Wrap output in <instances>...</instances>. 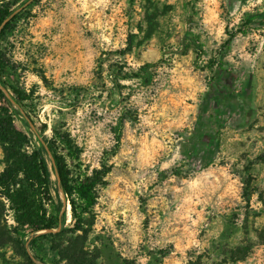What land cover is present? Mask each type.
Instances as JSON below:
<instances>
[{"label": "rangeland", "instance_id": "1", "mask_svg": "<svg viewBox=\"0 0 264 264\" xmlns=\"http://www.w3.org/2000/svg\"><path fill=\"white\" fill-rule=\"evenodd\" d=\"M15 1L1 54L26 100L0 94V172L9 115L25 150L68 131L109 172L85 232L33 246L7 206L0 264H264V0Z\"/></svg>", "mask_w": 264, "mask_h": 264}, {"label": "trees", "instance_id": "2", "mask_svg": "<svg viewBox=\"0 0 264 264\" xmlns=\"http://www.w3.org/2000/svg\"><path fill=\"white\" fill-rule=\"evenodd\" d=\"M35 0H26L23 9ZM22 9L16 7L15 0H1L0 3V94L6 97V88L10 87L13 101L19 107L24 105L26 95L17 91L8 83L7 63L1 54L2 37L14 22ZM264 20V14L261 15ZM231 32L224 46L229 48L237 33ZM186 38H193L197 48V57L204 52L199 36L187 32ZM132 43L129 42V50ZM222 63V59H211L207 66L213 67ZM154 63H147L152 66ZM222 66V65H220ZM133 71L125 72L124 78L138 77ZM31 120V119H29ZM47 125L37 127L44 132ZM6 135L5 167L0 172V216L8 209L12 210L18 232L32 234L30 244H37L40 238L48 234L67 231H86V214H89L98 203L100 185L105 184L108 169L95 168L92 171L81 158L82 147L74 141L68 131L53 129V135L42 140V148L27 151L23 148L27 136L19 131L11 115L4 125ZM44 150L52 156V170L45 157ZM52 172L56 175V184L62 190L64 199H56L53 194ZM68 205L73 225L68 227ZM34 264H46L39 255L31 256Z\"/></svg>", "mask_w": 264, "mask_h": 264}, {"label": "water", "instance_id": "3", "mask_svg": "<svg viewBox=\"0 0 264 264\" xmlns=\"http://www.w3.org/2000/svg\"><path fill=\"white\" fill-rule=\"evenodd\" d=\"M69 206V208H70V205H68Z\"/></svg>", "mask_w": 264, "mask_h": 264}, {"label": "bare ground", "instance_id": "4", "mask_svg": "<svg viewBox=\"0 0 264 264\" xmlns=\"http://www.w3.org/2000/svg\"><path fill=\"white\" fill-rule=\"evenodd\" d=\"M49 130V129H48Z\"/></svg>", "mask_w": 264, "mask_h": 264}]
</instances>
